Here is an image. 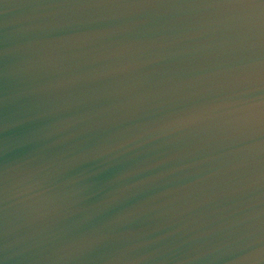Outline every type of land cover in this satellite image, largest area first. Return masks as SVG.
<instances>
[{
    "label": "water",
    "instance_id": "95a60500",
    "mask_svg": "<svg viewBox=\"0 0 264 264\" xmlns=\"http://www.w3.org/2000/svg\"><path fill=\"white\" fill-rule=\"evenodd\" d=\"M0 264H264V10L0 0Z\"/></svg>",
    "mask_w": 264,
    "mask_h": 264
},
{
    "label": "snow or ice",
    "instance_id": "6c2138e0",
    "mask_svg": "<svg viewBox=\"0 0 264 264\" xmlns=\"http://www.w3.org/2000/svg\"><path fill=\"white\" fill-rule=\"evenodd\" d=\"M227 2L244 7H260L264 10V0H227Z\"/></svg>",
    "mask_w": 264,
    "mask_h": 264
}]
</instances>
